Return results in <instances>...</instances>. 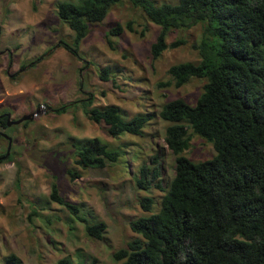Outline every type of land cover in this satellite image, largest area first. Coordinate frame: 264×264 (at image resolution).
<instances>
[{"label": "rangeland", "instance_id": "obj_1", "mask_svg": "<svg viewBox=\"0 0 264 264\" xmlns=\"http://www.w3.org/2000/svg\"><path fill=\"white\" fill-rule=\"evenodd\" d=\"M61 1L77 0H0V112L18 119L40 111L24 126H0V133L10 138L8 155L0 160V264H6L8 255H14L20 264H54L62 258L70 264H117L112 254L129 241L141 239L128 222L158 211L173 176L174 157L163 142L167 123L158 112L173 99L192 105L204 83L191 78L175 88L167 73L171 65L199 61L194 48L200 38L199 25L169 33L167 45L176 39L183 44L167 47L153 59L149 46L159 27L122 0L109 7L101 22L90 25L79 43V58H75L56 46L58 41H72V32L56 15V4ZM151 1L155 5L177 2ZM127 22L132 31L124 28ZM116 23L122 32L109 36L108 46L103 34ZM103 68L107 69L106 80L99 76ZM88 94L91 104L86 108L76 104L63 114L51 111ZM107 105L116 106L125 120L147 116L140 135L110 138L103 123L87 118L88 109ZM188 134V148L181 155L192 162L214 155L209 142L189 129ZM94 138L108 149H118L119 159L101 169L77 166L73 146ZM6 146L0 139V157ZM152 154L159 155L163 191L138 190L134 183L137 169ZM67 170L74 171L76 177L71 179ZM52 182L59 196L75 204L88 224L105 225L101 239L87 236L82 223L48 199ZM142 197L152 199L148 212L138 205Z\"/></svg>", "mask_w": 264, "mask_h": 264}, {"label": "trees", "instance_id": "obj_2", "mask_svg": "<svg viewBox=\"0 0 264 264\" xmlns=\"http://www.w3.org/2000/svg\"><path fill=\"white\" fill-rule=\"evenodd\" d=\"M122 0H77L56 4L58 19L72 32L71 44L58 41L71 56L79 58L78 46L91 24L101 22L109 7ZM139 9L159 31L149 46L156 59L163 50L176 48L183 40L165 43L169 33L201 28L194 46L197 63L169 66L167 73L175 88L191 78L203 79L201 93L190 105L181 99L165 102L158 117L167 123L163 142L174 157L173 176L160 199L156 213L128 222L140 236L112 254L117 264H264V0H177L155 5L151 0H126ZM124 28L132 31L130 22ZM116 23L103 34L117 36ZM34 59L29 66L38 62ZM23 67H20V70ZM107 79V69L99 71ZM81 83L79 81L78 87ZM89 95V94H88ZM91 104L90 95L51 109L56 114L72 106ZM94 123H103L106 135H140L148 121L145 115L125 120L118 108L107 105L86 111ZM27 121L22 122L24 126ZM1 127L5 128L2 120ZM188 129L209 142L211 158L192 162L181 153L188 148ZM1 137V136H0ZM74 147V162L82 168H103L115 163L121 152L108 149L98 139ZM0 160L2 158L0 157ZM73 179L74 171H66ZM56 179L55 175L52 176ZM159 155L141 164L134 183L138 190L163 191ZM18 187V181L14 182ZM48 199L62 207L79 223L85 234L101 239L102 222L88 224L73 203L59 196L55 182ZM152 199L142 197L139 207L148 212ZM6 264H20L14 255ZM54 264H70L66 258ZM77 264H84L78 262Z\"/></svg>", "mask_w": 264, "mask_h": 264}, {"label": "water", "instance_id": "obj_3", "mask_svg": "<svg viewBox=\"0 0 264 264\" xmlns=\"http://www.w3.org/2000/svg\"><path fill=\"white\" fill-rule=\"evenodd\" d=\"M40 113V111L38 109L34 110L33 112L29 113V114H26V115H23L21 116L20 118L14 120V121H10L9 120V115L8 114H5V115H1V117H4L6 118V121H5V125L6 126H10V125H18L24 121H30L32 120L35 116H37L38 114ZM0 136L4 139L7 140V146H6V153L4 154V156H2V159L6 158L7 155H8V150H9V147H10V138L3 134V133H0Z\"/></svg>", "mask_w": 264, "mask_h": 264}, {"label": "flooded vegetation", "instance_id": "obj_4", "mask_svg": "<svg viewBox=\"0 0 264 264\" xmlns=\"http://www.w3.org/2000/svg\"><path fill=\"white\" fill-rule=\"evenodd\" d=\"M5 114H8V115H9V113H7V112H0V116H1V115H5ZM19 118H20V117H19ZM0 120H2L3 123H4V125H5V121H6L5 116H4V117H1ZM9 120H10V121H14V120H16V119H11V118H10V115H9ZM30 121H31V120H30ZM0 126H1V125H0ZM10 126H11V125H10ZM6 127H8V126L5 125V128H6ZM0 139H3V140H5V141L7 142V140L4 139V138H2V137H0ZM2 156H4V155H2ZM2 156H1V158H2Z\"/></svg>", "mask_w": 264, "mask_h": 264}]
</instances>
